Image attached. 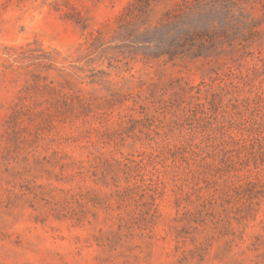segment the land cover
<instances>
[{
  "label": "rangeland",
  "instance_id": "obj_1",
  "mask_svg": "<svg viewBox=\"0 0 264 264\" xmlns=\"http://www.w3.org/2000/svg\"><path fill=\"white\" fill-rule=\"evenodd\" d=\"M0 264H264V0H0Z\"/></svg>",
  "mask_w": 264,
  "mask_h": 264
}]
</instances>
